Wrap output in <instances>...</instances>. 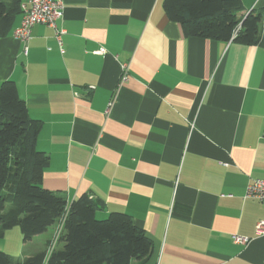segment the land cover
I'll use <instances>...</instances> for the list:
<instances>
[{
  "label": "crops",
  "instance_id": "crops-1",
  "mask_svg": "<svg viewBox=\"0 0 264 264\" xmlns=\"http://www.w3.org/2000/svg\"><path fill=\"white\" fill-rule=\"evenodd\" d=\"M240 2L262 11L256 44L186 36L163 0H63L61 46L45 24L0 39V82L42 122L41 185L131 215L152 240L139 264H264V202L245 197L264 178V0ZM63 217L26 242L4 231L0 250L48 257Z\"/></svg>",
  "mask_w": 264,
  "mask_h": 264
},
{
  "label": "trees",
  "instance_id": "trees-1",
  "mask_svg": "<svg viewBox=\"0 0 264 264\" xmlns=\"http://www.w3.org/2000/svg\"><path fill=\"white\" fill-rule=\"evenodd\" d=\"M0 0V39L11 34L21 2ZM165 13L186 36L241 44L260 39V9L242 14L240 0H163ZM42 122L31 118L16 82H0V236L17 226L23 242L45 232L63 217L61 246L22 261L0 250V264H139L151 253L152 240L131 215L112 211L96 218L98 201L82 194L69 204L41 185L48 155L36 147ZM67 209V210H66ZM66 211V215L64 214Z\"/></svg>",
  "mask_w": 264,
  "mask_h": 264
},
{
  "label": "built area",
  "instance_id": "built-area-1",
  "mask_svg": "<svg viewBox=\"0 0 264 264\" xmlns=\"http://www.w3.org/2000/svg\"><path fill=\"white\" fill-rule=\"evenodd\" d=\"M20 8L22 10L20 22L11 32L14 38L25 44L31 37L32 27L36 24H45L54 29L55 38L61 46V36L64 30L57 27L56 22L62 16L63 0H27L21 2ZM60 51H63L62 47H60ZM26 52L27 46L24 45L23 53L26 54ZM122 70V79H125L127 65H123ZM245 197L255 198L264 202V178L250 179L246 186ZM60 227L61 225L56 229L57 233L60 232ZM255 230L257 234L264 235V220H259L256 223ZM233 241L245 243L247 238L233 235Z\"/></svg>",
  "mask_w": 264,
  "mask_h": 264
},
{
  "label": "rangeland",
  "instance_id": "rangeland-1",
  "mask_svg": "<svg viewBox=\"0 0 264 264\" xmlns=\"http://www.w3.org/2000/svg\"><path fill=\"white\" fill-rule=\"evenodd\" d=\"M99 219V218H98ZM5 231H8L7 233H10L11 231H19V235H20V240L22 241V234L20 233V230H19V228L17 227V226H13V227H11V228H9V229H7V230H5ZM13 238H14V236H12ZM37 241V240H36ZM9 243H11V244H9L8 246H9V248H13V243H12V241L11 240H9ZM35 244V243H34ZM54 246L52 245V246H49V248H51V250L49 251V253L55 248H53ZM13 256V255H12Z\"/></svg>",
  "mask_w": 264,
  "mask_h": 264
}]
</instances>
